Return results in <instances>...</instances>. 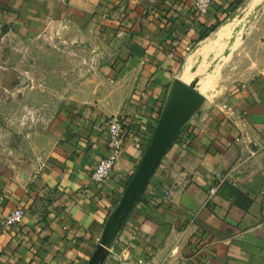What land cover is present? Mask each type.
Returning <instances> with one entry per match:
<instances>
[{
	"label": "crops",
	"instance_id": "obj_1",
	"mask_svg": "<svg viewBox=\"0 0 264 264\" xmlns=\"http://www.w3.org/2000/svg\"><path fill=\"white\" fill-rule=\"evenodd\" d=\"M231 1L199 16L190 0H0V43L66 28L74 44L104 50L115 75L114 90L55 112L37 156L0 132V218L23 209L20 223L0 225V264H264V42L245 38V78L201 100L177 140L153 141L187 50ZM174 96L162 125L188 106L180 89L171 109ZM112 114L126 120L122 151L95 184ZM133 177L143 186L129 198Z\"/></svg>",
	"mask_w": 264,
	"mask_h": 264
},
{
	"label": "rangeland",
	"instance_id": "obj_2",
	"mask_svg": "<svg viewBox=\"0 0 264 264\" xmlns=\"http://www.w3.org/2000/svg\"><path fill=\"white\" fill-rule=\"evenodd\" d=\"M251 3L252 0H232L219 25L187 50L173 80L181 75L188 56L211 42L223 25L236 20L241 27L234 39L231 38V44L223 42L218 54L209 50L204 58V64L217 65L216 62L220 63L229 53L217 73L213 74L212 70L204 72L208 77L205 78L206 87L200 88L198 73L192 76L195 80L191 77L186 82L202 97L201 100L213 102L226 94L231 82L245 78V68L237 69V64L247 59L243 46L245 38L252 35L253 42H264V33H258L264 30V0L253 6ZM71 40L73 38L65 28L61 31L48 29L22 39L7 38L0 43V132L15 137L31 155L37 156L45 151L47 126L57 110L72 107L82 100H93L99 91L115 88V75L103 62L108 54L105 55L104 50L74 44ZM203 71L202 68L199 73L203 74ZM199 103L184 122L194 114ZM162 113L163 109L156 118L157 123ZM100 239L97 243L103 246Z\"/></svg>",
	"mask_w": 264,
	"mask_h": 264
},
{
	"label": "built area",
	"instance_id": "obj_3",
	"mask_svg": "<svg viewBox=\"0 0 264 264\" xmlns=\"http://www.w3.org/2000/svg\"><path fill=\"white\" fill-rule=\"evenodd\" d=\"M197 15H205L213 2V0H190ZM225 107V105H223ZM107 125V145L108 153L102 156L90 174L91 180L95 184H102L111 174L115 163L117 162L123 146V138L125 135L126 120L119 114H112L106 120ZM221 180L214 183L209 188L212 195L217 191ZM1 201V197H0ZM23 217V209L15 207L0 218L2 227L16 225L21 222Z\"/></svg>",
	"mask_w": 264,
	"mask_h": 264
},
{
	"label": "bare ground",
	"instance_id": "obj_4",
	"mask_svg": "<svg viewBox=\"0 0 264 264\" xmlns=\"http://www.w3.org/2000/svg\"><path fill=\"white\" fill-rule=\"evenodd\" d=\"M257 1H259V0H252L251 5L252 6L255 5ZM236 21H232L229 24L223 25L215 33L214 39L211 42H208L207 44L204 43L206 45L199 47L193 54H191L187 58L185 65H183L184 66L183 72L180 76V82L181 83L184 84L185 81L189 80L194 74H195L194 76H196L197 75L196 73H198V75H199L198 78L200 80L198 84L200 85V88L204 89L206 87V85H205L206 79L205 78L207 76H206V73H204V72H207V71L209 72L210 70H212L213 74L217 73V71L220 69V67L225 63V60L227 59V56L229 55V53L227 55H224V57L222 56L223 58L221 59L220 63L216 62V63H218L217 65H211V63L210 64H204L205 63L204 58H205V56L209 50H211V51L214 50V52L216 54H218L217 50H218L219 46L221 45V43L227 41L229 44H231V41L234 39L235 35L238 34V32H239L238 30L241 27L240 26L241 23L239 24V22H236ZM231 38H232V40H231ZM202 68L204 69V71H203V74L201 72V74H202V77H201V74L199 72ZM198 78H197V80H198ZM179 92H180V88L177 91H175L174 99L171 102L172 103L171 109H172V107H174V103L176 104V101L178 100ZM134 184H136V182Z\"/></svg>",
	"mask_w": 264,
	"mask_h": 264
},
{
	"label": "water",
	"instance_id": "obj_5",
	"mask_svg": "<svg viewBox=\"0 0 264 264\" xmlns=\"http://www.w3.org/2000/svg\"><path fill=\"white\" fill-rule=\"evenodd\" d=\"M183 89L185 91H188V95H189V102H188V106L185 108V112H179L176 116L177 117H180L179 118V121L176 122L175 119L170 122L169 125L165 126V125H162V118L164 116V113H165V110L169 104V101L171 99V95L174 91H177L178 89ZM202 99V97L198 94H196L192 89L191 87H187L185 84L181 83L179 78L177 77L176 80L173 81V86H172V91H171V94L163 108V113L161 115V118L159 119L158 121V125L156 127V130H155V133H154V136H153V141L156 142V137L159 133H162V138H164V141H167V143H170L177 135H178V132H179V129L181 128V126L183 125L184 121L187 119V115L188 113H190L192 111V109L199 103V101ZM160 139V140H161ZM140 176H136V178ZM136 178H132L129 182V185L126 189V196L131 198V196H134V194H136V192L138 190H140V188L143 186V178L141 177L142 181H141V185L136 189H133L132 188V185H133V182ZM125 209V208H124ZM124 210L122 209H119L116 211V213L114 214V217L110 220V222H108L104 228V233L102 234V237H101V243H103V246L106 245V242L108 240V238L110 236H112V233L114 232L115 230V222L119 221L120 218H122V215H123V212ZM98 246H102V244H98Z\"/></svg>",
	"mask_w": 264,
	"mask_h": 264
},
{
	"label": "trees",
	"instance_id": "obj_6",
	"mask_svg": "<svg viewBox=\"0 0 264 264\" xmlns=\"http://www.w3.org/2000/svg\"><path fill=\"white\" fill-rule=\"evenodd\" d=\"M219 23H220V22L218 21L217 23L208 26V27H207V28L201 33V35L199 36V40H200L201 38H203L204 36H206V34H208V32L213 31V30L219 25ZM177 138H178V137H176L175 140H177Z\"/></svg>",
	"mask_w": 264,
	"mask_h": 264
}]
</instances>
